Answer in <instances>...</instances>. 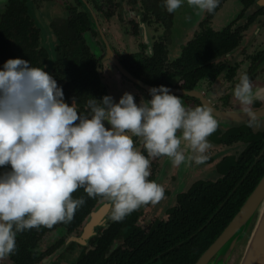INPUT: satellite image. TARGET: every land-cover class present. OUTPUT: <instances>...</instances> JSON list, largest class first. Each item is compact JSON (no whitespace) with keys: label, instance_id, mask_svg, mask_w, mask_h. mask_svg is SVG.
Returning <instances> with one entry per match:
<instances>
[{"label":"flooded vegetation","instance_id":"obj_1","mask_svg":"<svg viewBox=\"0 0 264 264\" xmlns=\"http://www.w3.org/2000/svg\"><path fill=\"white\" fill-rule=\"evenodd\" d=\"M44 4L59 5L62 15L49 21L46 25L48 32L43 34L32 13L33 10L41 12ZM16 8L21 11L27 9L34 27L39 31V44L49 56L44 67L49 74H52V64L59 49L63 52L71 47L64 29L70 25L80 32L77 41L85 48L86 58L94 61V72L102 89L85 91L82 105H75L79 112H86L87 100L94 98L93 93H102L101 98H94L97 101L102 96H111L118 102L126 92L134 96L137 104L141 99H151L147 90L122 76L112 64L103 60L105 45L102 33L119 64L133 78L150 88L163 85L170 90L195 94L173 95L179 97L185 107H209L219 122L216 132L208 137L211 148L209 159L204 163L211 166L212 172L215 169L216 180L192 179V182H186V178L194 176L202 164L175 167L167 157L150 158L151 175L148 179L164 187L165 199L132 212L122 221L125 223L123 229L121 222H116L118 232L121 229L120 232L125 233L132 227L148 231L156 223L172 220L187 197H195L194 193L202 182H216L222 178L227 171V161L238 163L239 159H247L251 147L248 139L250 132L264 133V118L258 119L257 127H249L248 120L224 121L215 114L243 113L242 106L233 95L241 74H248L254 90L264 88V0H219L214 13L199 15L187 5L186 0L174 13L167 12L164 0L158 9L149 11L140 3H119L113 8L107 0H0V15L13 14ZM176 17L180 18V22H176ZM49 35L53 45L47 47L45 42ZM89 81L85 80V84L88 85ZM65 102L71 106L74 99L71 97ZM263 107L264 100H257L251 109L255 111ZM133 140L137 150L147 157L142 141L136 137ZM263 151L264 147L257 158ZM6 170H10V166L8 169L0 168V173ZM85 204L76 211L71 223L18 233L16 253L0 261V264H74L81 255L94 248V241L101 238L114 222L111 205L102 198H91ZM152 207L161 208V214L148 215ZM93 213L96 215L92 230L87 232L86 225ZM74 238L85 240L78 245L72 241ZM68 240V245L64 247ZM119 241L116 239L110 249L114 250ZM166 252L145 264H159L160 256ZM67 254L70 258H65Z\"/></svg>","mask_w":264,"mask_h":264},{"label":"clouds","instance_id":"obj_2","mask_svg":"<svg viewBox=\"0 0 264 264\" xmlns=\"http://www.w3.org/2000/svg\"><path fill=\"white\" fill-rule=\"evenodd\" d=\"M185 0H164L174 13ZM197 14L214 13L219 0H186ZM151 55V51L148 52ZM140 103L130 93L87 100L86 112L64 101V93L44 68L9 59L0 70V261L17 251L16 237L26 230L71 223L86 201L111 205V219L122 222L145 205L165 199V189L149 180L151 160L167 157L173 166L204 164L208 140L219 122L207 106L185 107L161 85ZM249 127L258 126L251 109L264 100L247 73L233 90ZM107 125V126H106ZM133 137L143 143L147 157Z\"/></svg>","mask_w":264,"mask_h":264},{"label":"trees","instance_id":"obj_3","mask_svg":"<svg viewBox=\"0 0 264 264\" xmlns=\"http://www.w3.org/2000/svg\"><path fill=\"white\" fill-rule=\"evenodd\" d=\"M107 1L113 8L119 3L128 5L140 3L147 11L152 8L158 9L162 2V0ZM13 12L10 15H0V70L7 60L17 58L29 61L33 67L44 68L48 64L49 56L39 44V31L34 27L28 10L21 11L16 8ZM63 32L67 33L71 47L63 52L59 49V53L54 57L50 75L62 88L64 101L73 97L75 105L81 106L85 91L91 92L94 88H102L98 86L94 61L86 58L85 48L77 41L80 32L72 29L70 25ZM85 80H90L88 85L85 84ZM100 94L102 93H93V97L101 98ZM263 136L264 133L250 132L248 139L251 147L247 159H239L238 163L227 161V171L222 178L216 182H202L194 193L195 197H187L172 220L167 223H156L150 226L148 231L132 227L125 233L120 232L125 226L124 222L120 223L119 232L116 229L118 223L113 222L104 235L94 241V248L81 255L74 264H145L165 251L167 252L158 260L159 264H194L221 234L264 175V151L257 158L264 147ZM81 197L85 201L91 200L82 188L73 194L74 199ZM85 206L86 204L82 207ZM81 212L82 209L79 213ZM116 239L120 240V244L111 250L110 247Z\"/></svg>","mask_w":264,"mask_h":264},{"label":"water","instance_id":"obj_4","mask_svg":"<svg viewBox=\"0 0 264 264\" xmlns=\"http://www.w3.org/2000/svg\"><path fill=\"white\" fill-rule=\"evenodd\" d=\"M103 44L105 45L104 61L112 64L117 71L141 88L149 92L150 87L145 86L133 78L120 64L114 56L107 40L100 33ZM170 93L177 95L195 96L191 92L182 90H170ZM254 112L259 114L258 119L264 118V107ZM219 120L224 121H246L244 113H215ZM96 214L93 213L88 219L85 231H91ZM252 227L247 240L243 255L239 264H264V175L261 177L252 192L246 198L238 212L234 215L228 225L214 242L201 254L194 264H227L236 245L240 243L249 228ZM85 238H74L75 243L81 245ZM68 240L64 247L68 245Z\"/></svg>","mask_w":264,"mask_h":264},{"label":"rangeland","instance_id":"obj_5","mask_svg":"<svg viewBox=\"0 0 264 264\" xmlns=\"http://www.w3.org/2000/svg\"><path fill=\"white\" fill-rule=\"evenodd\" d=\"M69 1V0H67ZM43 10L41 12H34L33 10V17L35 19L36 22H38L40 24V27L42 29L43 34L48 32V27H46V25L49 23V21H51L54 17H58L62 15V9L59 5L55 6L54 4H50V5H43ZM176 22H180V18L176 17ZM45 45L47 47H50V45H53V42L51 41V36L49 35L46 38V42ZM120 50H122V48L119 47ZM128 51V50H127ZM99 54V52H98ZM215 170V169H214ZM212 169L210 165H204L202 164V166L198 167L196 169V173L194 174V176H191L190 178H186V182H192V179H201V180H209V181H214L216 180V175L217 173H215ZM160 209H156L154 207L150 208L148 210V215H154V216H159ZM252 227L249 228V230L247 231V233L245 234L243 240L238 243L230 257V259L228 260L227 264H239L240 259L243 255L247 240L249 238V234L251 232ZM65 258H70L68 257V254L65 256Z\"/></svg>","mask_w":264,"mask_h":264}]
</instances>
